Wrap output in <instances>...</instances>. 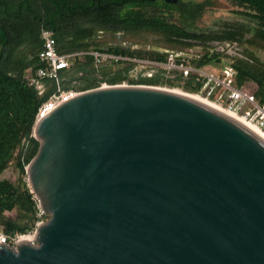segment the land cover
I'll use <instances>...</instances> for the list:
<instances>
[{
  "label": "water",
  "instance_id": "water-1",
  "mask_svg": "<svg viewBox=\"0 0 264 264\" xmlns=\"http://www.w3.org/2000/svg\"><path fill=\"white\" fill-rule=\"evenodd\" d=\"M32 136L27 184L49 219L0 242V264H264V137L239 117L110 85L59 105Z\"/></svg>",
  "mask_w": 264,
  "mask_h": 264
},
{
  "label": "trees",
  "instance_id": "trees-1",
  "mask_svg": "<svg viewBox=\"0 0 264 264\" xmlns=\"http://www.w3.org/2000/svg\"><path fill=\"white\" fill-rule=\"evenodd\" d=\"M237 8V14L247 21H217L203 26L205 14L212 7V0L201 2L151 4L138 1H128L121 11L119 21L96 18L88 21V28L83 27L82 21L77 22L76 31L70 33V17L57 16L53 11H66L68 0H0V174L9 167L14 160L21 177L17 183L8 180L0 181V219L3 222V233L9 238L15 234L29 232L38 220V201L31 192L25 178L26 166L35 156L39 142L32 136V127L39 105L55 90V83L51 79H43L45 91L39 94L35 86L27 83L37 69L43 68L44 63L39 58L42 48L41 31L50 30L54 34L56 50L66 53H82L71 60L73 71L101 72L106 82L117 84L125 79V75L107 78L110 68L99 69L91 52L100 54L147 59L165 62L167 53L153 51L150 55L139 54L138 51L124 47L94 48L90 45L94 41L95 29H108L112 32L133 33L151 32L162 36L173 46L168 51H183L194 48L198 42L240 40L244 29L252 31L254 36L264 40V0H225ZM85 10V6H82ZM77 8H81L78 6ZM92 7L88 8L91 11ZM100 14H104L99 7H95ZM71 39V43H68ZM200 49L198 58L190 64L198 67L202 62L219 61L217 55L210 54V47L195 46ZM80 58L85 61L77 62ZM243 60L231 63L235 69L232 81L234 88H247L250 80L254 81L257 89L252 91L257 103H264V76L255 74L250 67H245ZM177 73V72H174ZM62 88L68 90L69 81L62 71L59 73ZM137 85L176 86L188 93H198L203 85L195 75L183 77L177 75L174 79H164L160 76L131 82ZM98 85H87L80 89L88 90ZM15 211V220L5 219V213ZM43 219L48 218L44 214Z\"/></svg>",
  "mask_w": 264,
  "mask_h": 264
},
{
  "label": "built area",
  "instance_id": "built-area-1",
  "mask_svg": "<svg viewBox=\"0 0 264 264\" xmlns=\"http://www.w3.org/2000/svg\"><path fill=\"white\" fill-rule=\"evenodd\" d=\"M42 41V48L39 52V58L43 61L44 67L36 70L35 74L28 78L27 83L35 86L39 94L44 93L45 86L43 79H51L55 83V90L48 95V97L39 105L34 124L32 127V134L35 124L47 114L53 111L59 105L76 97L81 91L73 89L64 90L61 85L59 73L69 67L70 60L75 56L82 55V53H66L56 50V42L54 34L50 30L43 29L40 34ZM225 44H219L218 47ZM228 47V44H226ZM226 47V48H227ZM223 47V50L226 49ZM222 51V50H221ZM200 49L194 47L189 48L188 51H167V58L165 62L156 61H139L145 67L150 66L165 73L177 72L183 77L188 75H195L199 80H203V85L198 93V97L205 100L213 99L212 102L217 104L229 114L243 119L249 125L255 126L258 130L264 133V103L259 104L254 99V94L247 88H234L232 81L235 75V69L231 65L232 62H225L222 59L217 61L221 65L219 75H214L198 69L190 64V62L198 58ZM95 62L99 63L104 58L116 61L114 56L100 54L97 52L90 53ZM215 62V61H213ZM211 63V62H210ZM118 86H128L126 82L115 84ZM107 83H102L95 88H103ZM147 86V85H143ZM216 105V106H217ZM38 214L44 215L40 205L38 204ZM42 223V222H41ZM36 231H33V235ZM31 234V233H30ZM33 235H14L9 238L3 233H0V242L8 245H14L19 239Z\"/></svg>",
  "mask_w": 264,
  "mask_h": 264
},
{
  "label": "rangeland",
  "instance_id": "rangeland-1",
  "mask_svg": "<svg viewBox=\"0 0 264 264\" xmlns=\"http://www.w3.org/2000/svg\"><path fill=\"white\" fill-rule=\"evenodd\" d=\"M184 2H201L203 0H182ZM237 11H239L237 8L232 6L230 3H228L225 0H212V7L211 9L205 14L203 17L202 25L203 26H208L210 24H213L217 21H239L242 23H247L245 19H242L238 14ZM83 27H86L87 25H82ZM241 38L238 40L244 49V54L247 57V60L245 59H238V60H243L245 61L244 64L245 67H250L255 74L258 75H263L264 76V40L254 36L251 30L249 29H244L243 33L240 35ZM209 42H214V41H209ZM209 42H199V43H192V44H203L204 43H209ZM68 43H71L70 41ZM90 51H94V48H115V47H124V48H129L130 50H135L138 51L139 54L148 56L150 55L151 52L153 51H158L160 53L170 50L172 48H180L182 46H176L173 47L171 46L167 40H165L162 36H159L155 33L151 32H133V33H122V32H112L108 30H102L99 31V29L94 30V41L90 45ZM223 61L225 62H231L227 61L222 58ZM84 58H80L77 62H84ZM102 61V60H100ZM113 60H110L109 58H104L103 62L104 63H110ZM101 63V62H99ZM97 63V64H99ZM73 69V66H71ZM70 68V69H71ZM111 73H117V67L112 66L109 67ZM106 69V68H104ZM198 69L214 74V75H219L221 71V65L217 61L207 63V62H202L199 64ZM121 83V82H120ZM117 83V84H120ZM127 85H137V84H131V82H126ZM107 85H111L107 82ZM115 85V84H113ZM142 85V84H140ZM153 86V85H152ZM154 87L162 88V89H167V90H172L176 92H181L185 94H190V95H196L195 93H188L182 90L181 88H178L176 86H162V85H154ZM250 91H254L257 89V86L254 81L250 80L249 85L247 86ZM197 96V95H196ZM202 98V97H200ZM203 99V98H202ZM205 100V99H203ZM213 99L205 100L208 101L209 103L215 105V103L212 102ZM217 105V104H216ZM215 105V106H216ZM20 173L18 169L15 166L14 160L11 162L9 167L5 169L1 174H0V181L1 180H8L12 183H17L20 180ZM27 182V176L25 178ZM45 214V213H44ZM6 220H15L17 218L15 211L10 212V213H5L4 214ZM47 215V214H46ZM42 216L38 214V220L35 221L34 226L29 232H26L25 234H17V235H33V231H36L38 225L41 222H45L49 219L48 218L43 219ZM3 222L2 219H0V233H3ZM31 233V234H30ZM4 234V233H3ZM5 235V234H4ZM16 235V234H15Z\"/></svg>",
  "mask_w": 264,
  "mask_h": 264
},
{
  "label": "flooded vegetation",
  "instance_id": "flooded-vegetation-1",
  "mask_svg": "<svg viewBox=\"0 0 264 264\" xmlns=\"http://www.w3.org/2000/svg\"><path fill=\"white\" fill-rule=\"evenodd\" d=\"M69 1V8L66 11H57L56 9L53 11L57 16L62 17H70L71 25L68 26V30L70 33H74L76 31L77 22L82 21L84 25H87L88 28V21L94 20L96 18L101 20H109L110 17L114 21H119L121 17V11L124 10L126 3L128 1H138L141 3H151V4H162L166 3L169 4V0H68ZM177 2V0H176ZM174 2V3H176ZM80 6L81 8H77ZM82 6H85V10ZM99 7L104 14H100L95 7ZM92 7L89 11L88 8ZM108 30L100 28L99 31ZM110 31V30H108ZM71 41V39L69 40ZM218 42L219 44H228V47L222 51H217V47H210V54L217 55L220 59H225L227 61H237L238 59H245L247 60L246 55L244 54V49L242 44L238 40H224V41H214ZM199 43V42H198ZM206 46L201 44H195V46ZM194 46V47H195ZM189 48H186L185 51H188ZM168 50L164 51L166 53ZM112 56V55H111ZM117 60L112 61L110 63H104L103 59L100 61L97 66L99 69L103 70L104 68H109L112 66L117 67V73H110L107 75L108 79L113 77L120 76V74L125 75V79L122 82H137L140 80L151 79L155 77H162L164 79H174L179 75V73H165L162 70H158L156 68H152L150 66L145 67L139 61H150L147 59H139V58H131V57H118L114 56ZM71 68V60L69 63V67ZM103 74L99 72H85V71H78L76 72V80H74L78 85L87 86V85H100L102 83H107L103 78Z\"/></svg>",
  "mask_w": 264,
  "mask_h": 264
},
{
  "label": "crops",
  "instance_id": "crops-1",
  "mask_svg": "<svg viewBox=\"0 0 264 264\" xmlns=\"http://www.w3.org/2000/svg\"><path fill=\"white\" fill-rule=\"evenodd\" d=\"M77 56L73 57L76 58ZM62 74L65 76V79L67 81H69V83H67V85L69 86L68 89H73V90H76V91H84L80 88L84 87L82 85H78V83H76L74 80H76V73L73 71V69L69 68V69H64L62 70ZM66 90V89H65Z\"/></svg>",
  "mask_w": 264,
  "mask_h": 264
},
{
  "label": "bare ground",
  "instance_id": "bare-ground-1",
  "mask_svg": "<svg viewBox=\"0 0 264 264\" xmlns=\"http://www.w3.org/2000/svg\"><path fill=\"white\" fill-rule=\"evenodd\" d=\"M172 91V90H171ZM174 92H176V91H174ZM176 93H179V94H181V95H183V96H187V97H194V98H197V99H200V100H203L202 98H200V97H198V96H194V95H190V94H185V93H181V92H176ZM203 101H205V100H203ZM205 102H207V103H209L208 101H205ZM209 104H211V103H209ZM211 105H213V104H211ZM214 107H216V108H218L219 110H221V111H223V112H226V111H224L222 108H220V107H218V105L217 106H215V105H213ZM227 113V112H226ZM241 119V118H240ZM242 121H243V119H241ZM244 122V121H243ZM245 124H247L251 129H253L254 131H256L257 133H259L261 136H263L264 137V133H262L260 130H258L255 126H252V125H249L248 123H246V122H244ZM29 236H25V237H23V238H28Z\"/></svg>",
  "mask_w": 264,
  "mask_h": 264
}]
</instances>
